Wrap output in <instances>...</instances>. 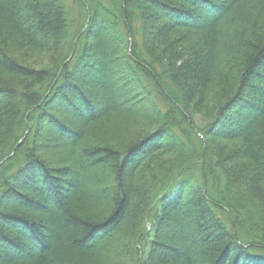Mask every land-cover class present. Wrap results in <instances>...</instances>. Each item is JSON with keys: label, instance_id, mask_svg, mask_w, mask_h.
Here are the masks:
<instances>
[{"label": "trees", "instance_id": "obj_1", "mask_svg": "<svg viewBox=\"0 0 264 264\" xmlns=\"http://www.w3.org/2000/svg\"><path fill=\"white\" fill-rule=\"evenodd\" d=\"M0 264H264V0H0Z\"/></svg>", "mask_w": 264, "mask_h": 264}, {"label": "rangeland", "instance_id": "obj_2", "mask_svg": "<svg viewBox=\"0 0 264 264\" xmlns=\"http://www.w3.org/2000/svg\"><path fill=\"white\" fill-rule=\"evenodd\" d=\"M104 68H106V67H102V68L100 67V68L95 69L92 72L90 71V73H88V74L91 75V78H92V81L91 82H93L95 86H96V84H95L96 82L95 81H97L98 78H103V73H104L105 70H106V73L109 75V82L111 81L113 72L116 71V67L115 68L114 67H111L110 69H108V68L104 69ZM89 85H88V87L91 90H92L93 87H95V86H93L91 84H89ZM91 86H93V87H91ZM194 117L196 119V122H199V123L201 122V116L200 115L195 114Z\"/></svg>", "mask_w": 264, "mask_h": 264}, {"label": "water", "instance_id": "obj_3", "mask_svg": "<svg viewBox=\"0 0 264 264\" xmlns=\"http://www.w3.org/2000/svg\"><path fill=\"white\" fill-rule=\"evenodd\" d=\"M20 143H21V142H20ZM20 143H19V144H20ZM12 154H14V152H13Z\"/></svg>", "mask_w": 264, "mask_h": 264}]
</instances>
